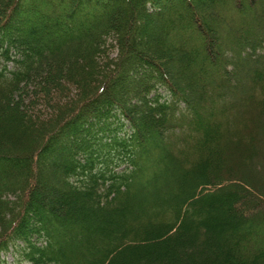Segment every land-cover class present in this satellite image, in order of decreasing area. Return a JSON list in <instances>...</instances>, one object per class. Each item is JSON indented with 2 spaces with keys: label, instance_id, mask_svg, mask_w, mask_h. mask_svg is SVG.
I'll return each instance as SVG.
<instances>
[{
  "label": "trees",
  "instance_id": "1",
  "mask_svg": "<svg viewBox=\"0 0 264 264\" xmlns=\"http://www.w3.org/2000/svg\"><path fill=\"white\" fill-rule=\"evenodd\" d=\"M0 264H264V0H0Z\"/></svg>",
  "mask_w": 264,
  "mask_h": 264
},
{
  "label": "rangeland",
  "instance_id": "2",
  "mask_svg": "<svg viewBox=\"0 0 264 264\" xmlns=\"http://www.w3.org/2000/svg\"><path fill=\"white\" fill-rule=\"evenodd\" d=\"M8 257L10 258V256L8 255Z\"/></svg>",
  "mask_w": 264,
  "mask_h": 264
}]
</instances>
